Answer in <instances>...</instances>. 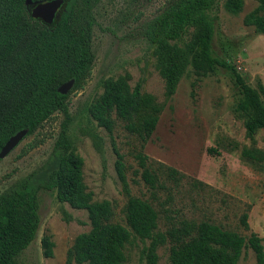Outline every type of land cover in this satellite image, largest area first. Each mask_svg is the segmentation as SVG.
<instances>
[{
    "label": "trees",
    "instance_id": "obj_1",
    "mask_svg": "<svg viewBox=\"0 0 264 264\" xmlns=\"http://www.w3.org/2000/svg\"><path fill=\"white\" fill-rule=\"evenodd\" d=\"M48 0H32L41 3ZM101 0H64L51 24L34 19L26 0H0V152L9 139L27 130L34 134L55 113L64 120L48 158L28 175L18 179L0 194V264H19L18 257L36 239L40 226V191H54L59 201L86 210L90 230L77 236L68 252L67 264H126L125 246L133 237L150 240L145 248L147 264H159L158 249L170 244L172 264H239L247 250L254 253L256 264H264L263 239L255 233L245 237L220 225L181 220L166 231L158 230V212L142 198L130 196L125 207L128 227L112 222L110 201H95L84 182V159L69 135L72 118L69 97L80 89L95 62L93 33L97 23L95 8ZM223 1L225 9L238 15L244 0H170L166 8L147 21L142 34L154 48L156 67L165 81L166 96L174 95L189 65L198 71L224 68L231 71L242 97L236 110L247 116L249 136L264 130V102L244 76L227 61L215 55L216 11ZM244 17V23L264 34V0ZM190 34L188 41L184 37ZM129 75L103 81L102 95L90 106L92 118L110 134L117 120L125 129L146 142L159 121L162 106L154 96L134 88ZM74 80L72 89L61 94V85ZM116 170L129 193L124 157L116 145ZM242 156L264 162V152L245 148ZM142 178L152 189L159 176L148 156L137 154ZM1 161V159H0ZM160 172L178 182L184 175L159 163ZM248 213L241 217L249 229ZM46 257L53 256L54 242L42 239Z\"/></svg>",
    "mask_w": 264,
    "mask_h": 264
},
{
    "label": "rangeland",
    "instance_id": "obj_2",
    "mask_svg": "<svg viewBox=\"0 0 264 264\" xmlns=\"http://www.w3.org/2000/svg\"><path fill=\"white\" fill-rule=\"evenodd\" d=\"M170 0H101L94 12L95 62L85 84L69 97L72 122L69 135L83 159V176L95 201L108 200L114 209L112 222L128 227L125 207L130 196L149 201L158 212V230L166 231L181 220L208 221L238 232L251 233L264 245V162L244 158L245 148L264 152V130L252 137L247 116L236 110L242 97L230 70L198 71L192 65L180 79L173 96H166L165 81L156 67L154 48L142 34L143 25L161 13ZM259 3L244 0L243 10L229 13L223 1L216 14L213 50L234 65L264 102V34L244 23V17ZM190 34L184 37L188 41ZM128 74L132 88L141 83L162 106L158 124L143 142L117 120L110 134L92 118L90 106L102 95L103 81ZM64 115L55 113L34 134L0 161V194L28 175L50 155ZM124 157L129 193L117 170L113 146ZM144 153L159 176V186L150 188L142 178L137 154ZM159 163L184 175L174 182L159 170ZM40 226L36 239L18 257L19 264H67L68 252L78 235L91 228L86 210L59 201L56 192L40 191ZM248 213L249 229L241 224ZM54 242L53 256L46 257L42 239ZM150 240L133 237L125 246L126 264H147L145 248ZM159 264H172L170 244L158 249ZM74 264V263H72ZM239 264H256L252 250Z\"/></svg>",
    "mask_w": 264,
    "mask_h": 264
},
{
    "label": "water",
    "instance_id": "obj_3",
    "mask_svg": "<svg viewBox=\"0 0 264 264\" xmlns=\"http://www.w3.org/2000/svg\"><path fill=\"white\" fill-rule=\"evenodd\" d=\"M64 0H48L41 3H32V0H26L27 6H33L30 10L34 19H40L47 24H51L58 16V12L62 8ZM74 80L61 85L58 91L61 94H67L73 87ZM28 131L23 130L11 137L0 152V159L6 157L12 150H14L21 141L26 137Z\"/></svg>",
    "mask_w": 264,
    "mask_h": 264
},
{
    "label": "flooded vegetation",
    "instance_id": "obj_4",
    "mask_svg": "<svg viewBox=\"0 0 264 264\" xmlns=\"http://www.w3.org/2000/svg\"><path fill=\"white\" fill-rule=\"evenodd\" d=\"M33 8V6H30V9L29 10H31Z\"/></svg>",
    "mask_w": 264,
    "mask_h": 264
}]
</instances>
